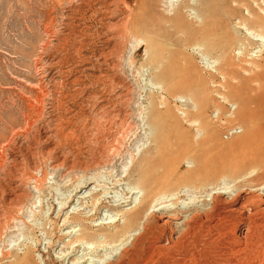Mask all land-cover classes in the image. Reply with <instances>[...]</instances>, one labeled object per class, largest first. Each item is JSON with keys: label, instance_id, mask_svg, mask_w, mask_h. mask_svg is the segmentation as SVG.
I'll use <instances>...</instances> for the list:
<instances>
[{"label": "rangeland", "instance_id": "rangeland-1", "mask_svg": "<svg viewBox=\"0 0 264 264\" xmlns=\"http://www.w3.org/2000/svg\"><path fill=\"white\" fill-rule=\"evenodd\" d=\"M139 159L135 186L164 177L185 203L264 169V0H0V199L13 198L8 170L26 192L0 213V253L114 261L139 232L141 194L111 180Z\"/></svg>", "mask_w": 264, "mask_h": 264}, {"label": "bare ground", "instance_id": "bare-ground-1", "mask_svg": "<svg viewBox=\"0 0 264 264\" xmlns=\"http://www.w3.org/2000/svg\"><path fill=\"white\" fill-rule=\"evenodd\" d=\"M132 1L128 0V2ZM125 3L127 4V1ZM141 48L142 45L137 44L131 55L137 57ZM144 55L146 58V49H144ZM140 76L143 79L142 84L144 82L147 87L160 89V85L152 80L149 66L141 71ZM38 100L28 105L32 113L28 117L26 123L28 125H33L36 117L41 115L39 112L42 109ZM142 110L139 121L143 127L145 141L152 134L148 124L149 119L154 118H148ZM140 161L139 159L134 162L128 170L127 166H120L116 169L117 178L111 180L115 186L125 185V190L131 195L141 194L136 209L128 217L141 221L138 226L139 232L127 238V242L122 244L118 257L114 261L103 262V264H136L137 259L144 253V251L140 253L137 248L143 245L149 251V255L139 264H156L157 260L161 262L160 264H253L254 261L257 264L264 263V174L261 176L259 173H264L263 168H257L254 172L239 176L229 187H217L209 183L207 187L201 189L200 197L192 198L191 202L185 203V190L181 191L178 188L166 190L169 184L163 185L164 177H160L162 180L159 178L161 184L147 182L140 187L135 186L134 178L141 168ZM14 169L17 170L15 167ZM5 174L8 175L10 182H14L10 191L13 198L0 199V213H7L8 207L10 208L26 193L17 185V173L12 174L8 170ZM21 175L30 174L21 173ZM94 176L79 181L75 193H81V190L87 189L89 184L95 187L94 185L99 181ZM27 178L30 179L29 176ZM92 188L89 191H92ZM24 256L12 254L9 257L8 254L1 252L0 264H29Z\"/></svg>", "mask_w": 264, "mask_h": 264}]
</instances>
